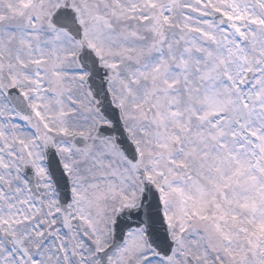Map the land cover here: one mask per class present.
<instances>
[{"label": "snow or ice", "instance_id": "1", "mask_svg": "<svg viewBox=\"0 0 264 264\" xmlns=\"http://www.w3.org/2000/svg\"><path fill=\"white\" fill-rule=\"evenodd\" d=\"M0 264H264V0H0Z\"/></svg>", "mask_w": 264, "mask_h": 264}]
</instances>
